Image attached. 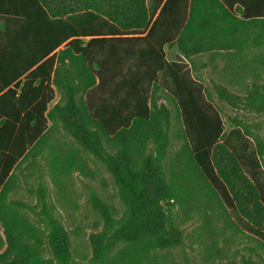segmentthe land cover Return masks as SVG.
<instances>
[{
  "label": "trees",
  "instance_id": "16d2710c",
  "mask_svg": "<svg viewBox=\"0 0 264 264\" xmlns=\"http://www.w3.org/2000/svg\"><path fill=\"white\" fill-rule=\"evenodd\" d=\"M259 50L264 0H0V264H182L193 219L206 258L238 244L264 260V135L237 117L227 131L195 76L253 74ZM244 103L264 111V82ZM91 159L121 208L85 182V252L62 215L76 220Z\"/></svg>",
  "mask_w": 264,
  "mask_h": 264
},
{
  "label": "rangeland",
  "instance_id": "374dc122",
  "mask_svg": "<svg viewBox=\"0 0 264 264\" xmlns=\"http://www.w3.org/2000/svg\"><path fill=\"white\" fill-rule=\"evenodd\" d=\"M165 50L168 58L171 59L177 56L178 50L176 47L166 46ZM247 58L250 66H255V72L253 74L248 73L244 76L242 73L234 71V67L231 69L230 65L224 62L219 68H224L225 71H220L219 69L213 71L211 67L198 65L197 67L202 70L197 71L195 76L203 83L208 98L221 113L227 131L235 124L232 119L237 117L248 123L255 133L264 135V111L251 109L244 103L247 95L254 91V84H262L264 82V51H255L253 54L248 55ZM258 66L259 69H257ZM238 67L244 69V67L240 65ZM58 97L59 95H57V99ZM175 129L176 127L174 126L173 133ZM178 146V140L175 134H173L170 154H172ZM91 167L96 173L95 179L84 177L77 178V187L81 197L80 208L77 212L76 220L73 223L68 222L62 215V219L70 232L74 248L79 249L80 246L85 252L89 249V234L95 232L99 228V226H96L99 217L95 214L88 201L89 193L85 186V182L91 181L93 186L105 200L115 207L121 208L114 180L104 165L96 159H91ZM36 176L37 172L35 171L29 177L33 190L29 191V189H26L25 191L27 194L23 197L25 203L30 205H34L37 202ZM42 178L44 182L48 183L46 174H43ZM24 209L32 220H36V216L30 211L27 205ZM197 223L198 221L193 219L182 224V228L185 231V243L174 249V256L180 257L179 261L182 262V264H245L247 260L253 261L254 264H264V260L260 259L256 253H252L245 248L244 245L238 244L231 246L221 257L206 258L196 242L194 228ZM5 247L6 245H4L0 251H3Z\"/></svg>",
  "mask_w": 264,
  "mask_h": 264
},
{
  "label": "crops",
  "instance_id": "0c3cea01",
  "mask_svg": "<svg viewBox=\"0 0 264 264\" xmlns=\"http://www.w3.org/2000/svg\"><path fill=\"white\" fill-rule=\"evenodd\" d=\"M201 70H202V69H199V68L197 69V71H201ZM210 70H211V69H210Z\"/></svg>",
  "mask_w": 264,
  "mask_h": 264
}]
</instances>
